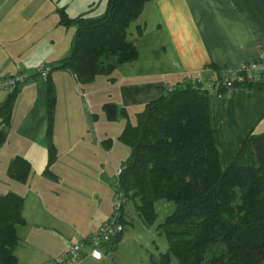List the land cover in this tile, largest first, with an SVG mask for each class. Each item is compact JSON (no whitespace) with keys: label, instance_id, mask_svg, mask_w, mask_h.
<instances>
[{"label":"crops","instance_id":"crops-1","mask_svg":"<svg viewBox=\"0 0 264 264\" xmlns=\"http://www.w3.org/2000/svg\"><path fill=\"white\" fill-rule=\"evenodd\" d=\"M65 1L0 0V74L28 77L15 100L8 138L0 148V163L5 162L7 176L16 157L31 165L27 183L8 177L7 183L9 189L13 187V192L26 198V224L17 227L21 238L18 248L28 240L19 228L36 227L39 261L34 264L62 258L71 245L97 233L112 214V179L101 189L92 174L101 171V176L112 178L131 151L119 139L126 119L108 120L105 104L125 109L135 124L137 113L148 103L186 78L196 77L205 84L210 78L223 76L227 69L264 58V0L148 2L129 28V39L138 54L134 62L120 64L113 57L112 74L98 76L89 84L68 71L51 73L57 95L52 136L57 159L50 166L56 182H52L44 175L49 161L47 79H40L38 70L71 54L76 28L60 26L57 12L64 7L70 14L71 4ZM2 93L0 105L8 98ZM209 105L213 139L225 171L251 134L264 133V85L251 92L211 96ZM97 161L105 165L89 171V163ZM31 178H40L39 185L29 184ZM21 261L19 255V264ZM106 261L87 256L79 264Z\"/></svg>","mask_w":264,"mask_h":264},{"label":"trees","instance_id":"trees-1","mask_svg":"<svg viewBox=\"0 0 264 264\" xmlns=\"http://www.w3.org/2000/svg\"><path fill=\"white\" fill-rule=\"evenodd\" d=\"M150 1L107 0L105 12L96 17L91 11L71 18L66 8L57 10L59 25L76 28V33L71 54L46 65V177L55 179L50 166L57 159L52 141L57 95L51 73L68 71L81 83L89 84L98 76L112 74L113 57L120 64L134 62L138 54L129 39V28ZM263 85L264 80L247 81L239 87L251 92ZM19 88L0 105V126L6 128L0 130V148L8 138ZM210 97L203 83L196 87L181 83L148 103L137 113L135 124L125 109L104 105L108 120L126 119L119 139L131 151L114 182V195L121 192L127 202L133 199L146 226L157 219L156 202L175 204V210L158 226L168 250L154 264H168L173 256L180 264H261L264 260V133L251 134L237 159L223 171L211 128ZM7 174L25 184L31 165L16 157ZM25 202L26 198L16 192L0 193V264L19 263L16 250L21 238L17 227L26 224Z\"/></svg>","mask_w":264,"mask_h":264},{"label":"rangeland","instance_id":"rangeland-1","mask_svg":"<svg viewBox=\"0 0 264 264\" xmlns=\"http://www.w3.org/2000/svg\"><path fill=\"white\" fill-rule=\"evenodd\" d=\"M66 4L71 6V12L68 14L71 18H76L80 14L87 13L93 9H96L93 13V16H100L106 10L107 0H66ZM93 3L96 6L93 7ZM70 8V7H69ZM77 14V15H76ZM71 15H76L72 17ZM73 29V28H72ZM40 75V74H39ZM40 79L42 76H38ZM43 79V78H42ZM189 83L193 86H197L199 83H194L193 80L186 78L183 81V84ZM3 96L8 97L7 93H2ZM6 128L4 125L0 126V130ZM122 144V143H121ZM124 144V143H123ZM1 158V157H0ZM92 160V159H91ZM105 165V163H101V161L90 162L89 163V171H96L99 166ZM5 162L3 164L0 163V193L4 194L13 191L15 189L8 188L9 177L6 175ZM122 169L120 167L117 169L116 173L113 174L112 178H105L101 171H97L92 174V177L97 182V186L101 189L105 188L107 182H110L112 179V183H109V188L112 189V214L114 212V187L113 184L116 180L118 172ZM8 177V178H7ZM37 177V176H35ZM105 178V180H104ZM32 179V178H31ZM40 178H33L30 180L29 184H32L33 187L39 185ZM50 181L56 182L55 179L49 178ZM106 181V182H105ZM13 185H20L17 182H12ZM103 191V190H102ZM22 193L24 191L21 190ZM103 195H107L104 191ZM100 194V195H102ZM29 207L32 210V203L29 200ZM175 210V204L173 202L167 200H160L155 204V211L157 213V219L152 226H146L138 215L136 209V202L133 199H129L128 202L124 206L123 213L121 216L123 217L120 226L123 227V232L121 234L120 239H114L113 242L108 243L102 247V252L104 254L105 259H107L105 264H154V262H158L161 258V254L166 253L168 250V242L163 233L158 230V226L164 222L166 217L170 215ZM111 214V216H112ZM110 216V218H111ZM109 218V219H110ZM100 229V228H99ZM19 233L21 236H25L28 240H24L25 244L17 248V256L19 259V255L22 257V264H34L39 261L38 257V244L34 241L37 240L36 236V227H33V224L29 226V228H19ZM29 235V237H28ZM23 237V238H25ZM45 259L47 258L46 256ZM43 259V258H42ZM41 260V259H40ZM60 260V259H57ZM55 260H51L47 264H52ZM20 263V264H21ZM19 264V263H18ZM84 264H91L89 262H84ZM168 264H180L177 258L174 256L171 257V260Z\"/></svg>","mask_w":264,"mask_h":264},{"label":"built area","instance_id":"built-area-1","mask_svg":"<svg viewBox=\"0 0 264 264\" xmlns=\"http://www.w3.org/2000/svg\"><path fill=\"white\" fill-rule=\"evenodd\" d=\"M38 73L46 78L49 75V68L46 65H43L39 68ZM188 78L193 80L194 83H202L201 80L196 77ZM27 80L28 77L23 74L11 77H4L0 74V92L11 94L17 88L25 84ZM263 80L264 58L256 62L241 65L236 69H227L224 71L223 76L210 78L206 81L204 86L210 92L211 96L222 98L226 95H234L237 92L244 90L239 87V85H242L247 81L261 82ZM222 90L225 91V94L222 93ZM120 172L121 170L118 172V175ZM114 199V212L111 218L100 227L99 231L86 239L71 245L63 257L60 258V260H55L52 264H79L87 256H90L98 262L105 259L102 247L113 242V240L121 236L123 232V227L120 226L121 212L127 203V197L123 193L117 192V194L114 195Z\"/></svg>","mask_w":264,"mask_h":264}]
</instances>
